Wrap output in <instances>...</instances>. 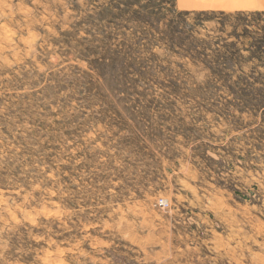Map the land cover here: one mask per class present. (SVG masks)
<instances>
[{"label": "rangeland", "instance_id": "374dc122", "mask_svg": "<svg viewBox=\"0 0 264 264\" xmlns=\"http://www.w3.org/2000/svg\"><path fill=\"white\" fill-rule=\"evenodd\" d=\"M258 45L262 10L0 0V264H264Z\"/></svg>", "mask_w": 264, "mask_h": 264}, {"label": "crops", "instance_id": "0c3cea01", "mask_svg": "<svg viewBox=\"0 0 264 264\" xmlns=\"http://www.w3.org/2000/svg\"><path fill=\"white\" fill-rule=\"evenodd\" d=\"M197 5L228 10L264 11V0H189Z\"/></svg>", "mask_w": 264, "mask_h": 264}, {"label": "trees", "instance_id": "16d2710c", "mask_svg": "<svg viewBox=\"0 0 264 264\" xmlns=\"http://www.w3.org/2000/svg\"><path fill=\"white\" fill-rule=\"evenodd\" d=\"M255 50H257V51H259V54H253V55H251V53H252V51H255ZM263 52H264V48H263V46H260V45H258V46H255L254 48H253V50H250V56L253 58V59H257V60H259V61H261L262 62V59H264L263 58ZM263 63V62H262Z\"/></svg>", "mask_w": 264, "mask_h": 264}]
</instances>
